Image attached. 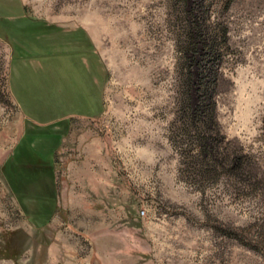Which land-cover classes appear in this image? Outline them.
Instances as JSON below:
<instances>
[{
  "label": "rangeland",
  "instance_id": "rangeland-1",
  "mask_svg": "<svg viewBox=\"0 0 264 264\" xmlns=\"http://www.w3.org/2000/svg\"><path fill=\"white\" fill-rule=\"evenodd\" d=\"M1 25L0 264H264V0H0Z\"/></svg>",
  "mask_w": 264,
  "mask_h": 264
},
{
  "label": "trees",
  "instance_id": "trees-1",
  "mask_svg": "<svg viewBox=\"0 0 264 264\" xmlns=\"http://www.w3.org/2000/svg\"><path fill=\"white\" fill-rule=\"evenodd\" d=\"M0 36L1 37H3L4 39H6V40H8L12 45H13V52H14V55H16V52H17V48H16V46H15V41H14V39L12 38V36H11V34H10V32H9V30H8V28H6L4 25H1L0 26ZM22 37H23V35H22ZM27 38H29V40H31V43H32V45H33V47H35L36 48V46L37 47H40V45H38V43H36V41L37 40H35V38L33 39V38H31V37H27ZM37 38V37H36ZM38 39V38H37ZM81 46V45H80ZM33 50H35V49H33ZM197 116L198 115H193L192 116V118H191V120H192V122H197ZM203 122H206V121H203ZM200 143L198 144V146H199V149L201 150V151H203V152H205V153H209V151H208V149H207V141H206V139L205 138H201L200 139V141H199ZM32 151H34V150H32ZM23 152H25L26 153V149H24V151ZM26 155V154H25ZM53 155H54V153L52 152V153H50L49 155H48V157H47V159L48 160H50L52 157H53ZM37 156H38V154H37ZM41 158H43V157H41ZM37 162L35 163L36 165H38V164H42V161H41V159H35ZM26 161V159H24L23 160V162H25ZM31 161V160H30ZM28 164H30V163H28ZM34 164V163H33ZM18 169H26L25 167L24 168H22V167H20V168H18Z\"/></svg>",
  "mask_w": 264,
  "mask_h": 264
}]
</instances>
